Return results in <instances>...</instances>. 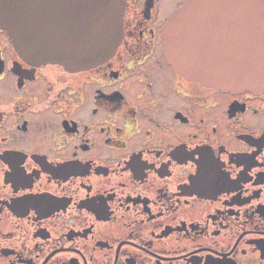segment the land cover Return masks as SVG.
I'll use <instances>...</instances> for the list:
<instances>
[{"label": "flooded vegetation", "instance_id": "1", "mask_svg": "<svg viewBox=\"0 0 264 264\" xmlns=\"http://www.w3.org/2000/svg\"><path fill=\"white\" fill-rule=\"evenodd\" d=\"M189 1L124 0L88 69L34 63L0 22V264H264V92L173 69L163 27Z\"/></svg>", "mask_w": 264, "mask_h": 264}, {"label": "water", "instance_id": "2", "mask_svg": "<svg viewBox=\"0 0 264 264\" xmlns=\"http://www.w3.org/2000/svg\"><path fill=\"white\" fill-rule=\"evenodd\" d=\"M43 0H2L0 22L37 64L69 70L107 61L123 39L124 0H81L69 22ZM164 54L190 80L224 92H264V0H190L163 27Z\"/></svg>", "mask_w": 264, "mask_h": 264}]
</instances>
